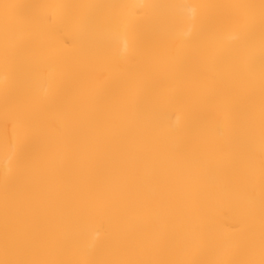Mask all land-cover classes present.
<instances>
[{
	"label": "bare ground",
	"instance_id": "6f19581e",
	"mask_svg": "<svg viewBox=\"0 0 264 264\" xmlns=\"http://www.w3.org/2000/svg\"><path fill=\"white\" fill-rule=\"evenodd\" d=\"M0 264H264V0H0Z\"/></svg>",
	"mask_w": 264,
	"mask_h": 264
}]
</instances>
